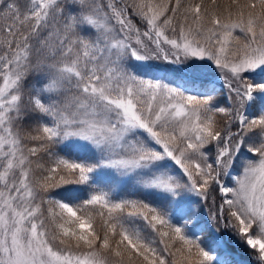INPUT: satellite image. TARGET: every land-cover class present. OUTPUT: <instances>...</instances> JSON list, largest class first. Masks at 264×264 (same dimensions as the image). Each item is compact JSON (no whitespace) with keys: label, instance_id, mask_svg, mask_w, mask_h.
<instances>
[{"label":"snow or ice","instance_id":"snow-or-ice-1","mask_svg":"<svg viewBox=\"0 0 264 264\" xmlns=\"http://www.w3.org/2000/svg\"><path fill=\"white\" fill-rule=\"evenodd\" d=\"M0 264H264V0H0Z\"/></svg>","mask_w":264,"mask_h":264}]
</instances>
